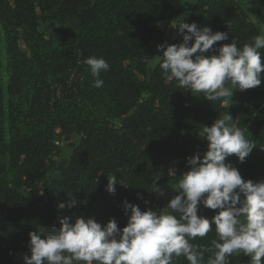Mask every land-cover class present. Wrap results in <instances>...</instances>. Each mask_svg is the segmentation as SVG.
I'll use <instances>...</instances> for the list:
<instances>
[{"label":"trees","instance_id":"trees-1","mask_svg":"<svg viewBox=\"0 0 264 264\" xmlns=\"http://www.w3.org/2000/svg\"><path fill=\"white\" fill-rule=\"evenodd\" d=\"M47 15L54 30L43 27ZM177 19L229 34L214 47L231 39L239 47L264 34V0H247L245 8L237 0L196 1L181 12L173 0H0V37L2 31L9 73L7 83L0 82V264H14L12 254L18 252L30 256V232L59 228L52 200L45 202L41 193L57 167V142L64 136L78 142L58 181L60 197L66 203L72 193L77 201L72 210L99 205L92 216L102 226L110 219L119 228L126 226L125 201L142 211L163 208V197L151 191L153 182L162 191L170 189V199L177 195L172 188L188 170L187 158L207 151L201 127L226 112L246 129L255 148L243 163L234 155L225 162L245 181L264 180V74L260 86L235 90L229 106L179 88L165 78L159 61L153 62L158 45L182 43V35L165 38ZM19 40L26 52L19 49ZM90 56L110 65L101 73V88L93 87L84 63ZM72 71L84 76L82 88L70 80ZM55 87L64 89L69 104L78 91L89 108L76 112L63 108L61 99L53 102ZM95 101H101L99 111L91 110ZM170 168L177 178L169 177ZM112 175L120 183L114 194L106 191ZM215 214L198 206V215L210 219ZM214 238L213 231L192 242L210 246ZM210 255L205 253L204 264ZM228 259L249 264L243 254ZM175 264L187 261L181 257Z\"/></svg>","mask_w":264,"mask_h":264},{"label":"clouds","instance_id":"clouds-1","mask_svg":"<svg viewBox=\"0 0 264 264\" xmlns=\"http://www.w3.org/2000/svg\"><path fill=\"white\" fill-rule=\"evenodd\" d=\"M172 27L182 35V43L157 46L159 68L168 81L191 93L201 94L207 101L222 100L229 106L235 90L244 91L261 85L264 74V34L238 47L237 41L214 47L229 39L225 32H213L173 21ZM186 33V34H185ZM215 53V54H210ZM84 63L94 79L93 87H103L100 78L110 65L104 58L88 57ZM228 112L221 114L211 126H202L199 136L207 143V151L187 158L188 170L174 184L176 193L160 210L142 211L125 201L127 224L119 228L115 219L103 226L91 218L58 217L59 228H38L29 233L30 256L24 264H175L183 257L187 264H230L229 257L243 254L249 264H264V180L245 181L230 163L235 156L240 163L255 148ZM169 177L177 178L174 168ZM157 181V180H156ZM153 182L151 191H163ZM116 175L107 179L106 191L114 194ZM122 185V184H121ZM57 204L59 210L71 209L72 198ZM147 203V201H145ZM215 210L210 219L198 215V206ZM215 233L210 246L192 241Z\"/></svg>","mask_w":264,"mask_h":264},{"label":"rangeland","instance_id":"rangeland-1","mask_svg":"<svg viewBox=\"0 0 264 264\" xmlns=\"http://www.w3.org/2000/svg\"><path fill=\"white\" fill-rule=\"evenodd\" d=\"M196 1H201L203 3H205L206 5H210L214 2H216L217 0H173L174 2V7L177 11L181 12L183 10H190L194 3ZM241 3L242 7L245 8L247 6V0H237ZM38 13L39 11L36 10ZM46 22L43 24V27L45 29H47L48 25H53V30L55 29V22L53 20H51L50 15L46 16ZM249 20L253 23H256V21L254 20V18L252 16L249 15ZM1 30V28H0ZM173 27L172 24L170 25V27L166 30L165 32V38H169L171 36ZM1 44H0V82L6 84L8 81V77H9V73H8V69L6 66V51H5V47H6V41L5 38L3 36V33L1 31ZM53 46H56L58 43L57 42H52ZM18 46L19 49L22 52H26V48L23 44V42L21 40L18 41ZM162 52H158L157 56H161ZM156 56V57H157ZM155 57V59L153 60V62H157V58ZM83 78L84 76L79 72L76 73L75 71L71 72L70 75V80L72 82H79L80 88H82L81 86L83 85ZM55 92H54V99L53 102L57 99L61 101H65V103L61 104L63 108L68 107L69 109H73L76 112H78L79 108H89V103H87V101H82L80 94L78 93V91H75L74 96H75V100L74 102H72L71 104H69L68 101H66V92H64V89L60 88V87H55L54 88ZM91 97V95H90ZM90 97H87L88 101H91ZM94 107L91 108V110L93 111H99L101 109V101L98 102V104H96V101L94 102ZM224 106H227V104L224 103ZM80 111H82L80 109ZM6 131H5V140L7 141L9 138L8 135V126H5ZM67 137V139H65ZM78 142L77 138L73 135L71 136H64L62 137L58 142H57V154L55 156V159L57 161V167L55 168V170L49 174L48 176V185H47V189L45 192L41 193V195L43 196L45 202H47L48 200H52L53 202V207H54V215L56 217V220H58V217H63V216H69L71 217V222H74L75 218L77 217H85V218H91L92 214L99 208V205H94L91 206L89 208H86L84 210H72V209H63V210H59L57 208V204L60 202H63V200L60 197L59 194V186H58V181L60 180L61 177V173L64 169V167L67 165V162L69 160L70 154L72 152L73 147L75 146V144ZM55 188L54 191H51V188ZM171 193L170 189L163 191V195H160L159 197H163L164 201V207L167 205L169 199H170V194L169 196L165 197V193ZM13 261L14 264H24L23 261V257L25 256L24 253L18 252L13 254ZM250 259V258H249Z\"/></svg>","mask_w":264,"mask_h":264},{"label":"water","instance_id":"water-1","mask_svg":"<svg viewBox=\"0 0 264 264\" xmlns=\"http://www.w3.org/2000/svg\"><path fill=\"white\" fill-rule=\"evenodd\" d=\"M176 22H177V27H178V24H179V22H180V20L179 19H177V20H175ZM53 26V25H52ZM176 35H177V31H176V29L175 28H173V30H172V33H171V40H173L175 37H176ZM151 70V68H149V71ZM65 139H67V137L65 138ZM55 190V188L53 187V188H51V191H54ZM169 194L170 193H165V197L166 196H169ZM91 219H93V216H91Z\"/></svg>","mask_w":264,"mask_h":264},{"label":"built area","instance_id":"built-area-1","mask_svg":"<svg viewBox=\"0 0 264 264\" xmlns=\"http://www.w3.org/2000/svg\"><path fill=\"white\" fill-rule=\"evenodd\" d=\"M37 10H38V9H37ZM195 154H197V152H195L194 155H195ZM174 169H175V168H174ZM168 171H169V170H168ZM168 171H167V174H168ZM175 171H176V169H175ZM11 254H12V253H11ZM12 255H13V254H12ZM13 256H14V255H13Z\"/></svg>","mask_w":264,"mask_h":264}]
</instances>
